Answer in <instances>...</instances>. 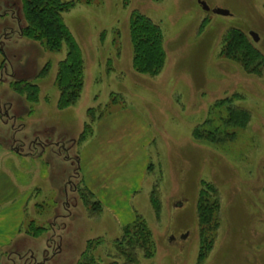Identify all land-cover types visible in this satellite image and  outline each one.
<instances>
[{
    "label": "rangeland",
    "instance_id": "1",
    "mask_svg": "<svg viewBox=\"0 0 264 264\" xmlns=\"http://www.w3.org/2000/svg\"><path fill=\"white\" fill-rule=\"evenodd\" d=\"M202 1L208 10L199 0L77 2L62 16L81 49L83 88L73 105L58 109L54 80L65 47L47 51L19 35L24 24L22 0H0V112L4 115L11 105L8 114L13 115L10 126H0V144L11 146L13 138L15 150L35 158L15 159L18 169H31L22 179L33 187L23 232L31 220L55 228L36 237L29 235L34 239L25 246L19 242L18 254L7 250L0 264H74L86 241L93 238L101 239L92 251L95 258L104 263L112 260L109 253L121 227L103 207L92 214L82 203L76 191L82 185L76 157L87 142L97 140L98 122L122 110L130 113L129 121L147 123L154 137L146 146L151 169L144 173L133 207L151 229L155 251L151 258L139 254L136 264H197L200 180L218 188L219 202L211 247L200 264H264V61L257 72H250L223 52L225 34L237 28L264 57V0ZM215 8L229 14L220 15ZM132 10L161 28L166 59L158 75L132 69L128 29ZM250 31L258 35V41L252 40ZM46 63V74L38 76ZM11 79L37 84L38 100L31 103L13 92ZM226 96H233L234 105L249 111L247 124L232 127L234 136L224 142L193 138V129L210 116L213 103ZM86 122L93 132L79 143ZM127 127L122 120L121 130L112 133L121 138ZM44 143L49 145L41 153L43 147L38 146ZM106 155V166L113 173L116 155ZM48 163L55 169L48 177L50 183L38 174ZM158 177L162 209L156 218L149 192ZM50 237L54 240L51 247L47 244Z\"/></svg>",
    "mask_w": 264,
    "mask_h": 264
},
{
    "label": "trees",
    "instance_id": "2",
    "mask_svg": "<svg viewBox=\"0 0 264 264\" xmlns=\"http://www.w3.org/2000/svg\"><path fill=\"white\" fill-rule=\"evenodd\" d=\"M91 1L22 0L21 10L24 24L19 27V35L39 43L47 51H59L62 47H65V55L57 63L54 80L58 90L56 100L58 109H65L77 101L83 88L84 71L81 49L65 24L62 15L74 7L77 2L89 3ZM128 26L132 47V69L135 72L149 76L158 75L162 71L166 59V53L162 45L163 34L161 28L137 10L131 11ZM104 32L101 35L104 36ZM224 45L223 52L225 55L239 62L247 71L257 72L258 66L264 61L262 54L252 47V44L240 29L230 28L225 34ZM48 66L49 63H46L40 69L38 76L45 75ZM9 84L13 92L23 95L27 101L34 103L38 100L39 87L37 84L24 79H11ZM215 110L216 112H214ZM220 110L224 111L223 115L220 114L218 117H214ZM87 112L90 113L91 110L88 109ZM209 115L202 124L193 129V138L212 143L231 140L234 132L230 129L232 127H243L250 120L248 110L233 104V96L216 100L210 108ZM214 121L217 123H214ZM92 132L93 127H90V123H84L77 141L79 143L83 142ZM149 167L151 169V165ZM76 173L79 172L76 171ZM158 178L159 180L152 185L149 192V203L156 218L160 217L162 209L159 187L160 177ZM79 183H82V185L81 187L76 186V191L82 203L90 209L92 214L100 211V203L93 200L91 192L81 179ZM199 185L196 199L199 234L197 264L202 262L211 247L212 232L214 233L216 230L219 214L218 188L213 183L204 180H200ZM53 229H55L53 225L52 227L38 226L31 220L28 223L26 234L36 237L43 233L52 232ZM48 241V246L51 247L54 242L53 238L50 237ZM100 242L101 239L99 238L87 240L84 250L74 264H117L118 259H122L123 264H136L139 260V254L145 258H151L155 251L152 231L145 218L137 212L132 222L124 225L121 228L120 236L113 240V251L109 253L112 260L108 263L98 261L92 252ZM53 250L55 253L58 250L55 245ZM45 252L48 251L45 249ZM46 257H48V254Z\"/></svg>",
    "mask_w": 264,
    "mask_h": 264
},
{
    "label": "crops",
    "instance_id": "3",
    "mask_svg": "<svg viewBox=\"0 0 264 264\" xmlns=\"http://www.w3.org/2000/svg\"><path fill=\"white\" fill-rule=\"evenodd\" d=\"M2 61L0 53V66ZM8 108L10 109L11 105ZM126 111L122 110L114 114L113 117L111 115L98 122L97 140L95 141L94 138L87 142L76 157V171L78 168L80 169V179L91 192L93 200L98 201L100 210L102 207L106 209L110 214L109 216L116 220L121 228L132 222L137 212L133 207V200L142 186L145 171L150 169V165L147 166L146 146L154 141L150 132L151 127L141 120L129 121L130 113H126ZM7 114H0V126H10L13 115L8 116L9 114ZM118 117L124 118L119 119ZM122 120L126 121L128 127L122 131L124 135L117 138L112 132L117 134L121 130L119 123ZM13 129L11 126L10 130ZM1 134L2 132H0ZM12 141L11 146L0 144V260L7 250L18 254L16 248L19 242L25 246L34 239L23 232L33 187L32 183L31 185L25 183L22 177L29 175L31 169L21 170L22 168L19 167V170L15 159L17 156L22 157L23 162H26L27 159L34 161L35 158L31 153H22L18 150L19 148L15 150L13 138ZM46 145L49 144H39V148L43 147L41 153L45 151ZM60 145L59 147H61ZM62 149L63 147L60 150ZM53 151L55 155L60 157L58 151L54 149ZM107 153L116 155V161L114 160L116 167L113 173H110L111 168L106 166ZM63 159L67 160L66 156ZM48 167L49 171H47ZM54 171L53 165L48 163L47 167L42 166L38 174L39 177H43L45 181L50 183L48 177L53 175ZM114 184H117V187H108ZM33 260L35 261V259Z\"/></svg>",
    "mask_w": 264,
    "mask_h": 264
},
{
    "label": "water",
    "instance_id": "4",
    "mask_svg": "<svg viewBox=\"0 0 264 264\" xmlns=\"http://www.w3.org/2000/svg\"><path fill=\"white\" fill-rule=\"evenodd\" d=\"M199 2H200V4H201V6H202L203 9L208 10V6L205 4L204 1L199 0ZM215 12L218 13V14H220V15H227V14H229L228 10L222 9V8H215ZM249 35L252 37V39L254 41H258V35L255 32L250 31L249 32Z\"/></svg>",
    "mask_w": 264,
    "mask_h": 264
},
{
    "label": "flooded vegetation",
    "instance_id": "5",
    "mask_svg": "<svg viewBox=\"0 0 264 264\" xmlns=\"http://www.w3.org/2000/svg\"><path fill=\"white\" fill-rule=\"evenodd\" d=\"M4 113H5V114H7V111L5 110V112H4ZM0 114H1V112H0ZM7 115H8V114H7ZM9 116H10V115H9ZM34 264H35V263H34ZM36 264H40V263H37V262H36Z\"/></svg>",
    "mask_w": 264,
    "mask_h": 264
}]
</instances>
